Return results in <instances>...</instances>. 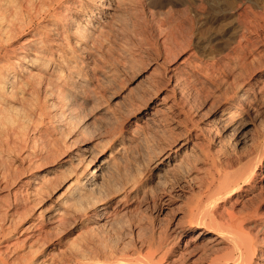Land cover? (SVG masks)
I'll use <instances>...</instances> for the list:
<instances>
[{"label": "rangeland", "instance_id": "rangeland-1", "mask_svg": "<svg viewBox=\"0 0 264 264\" xmlns=\"http://www.w3.org/2000/svg\"><path fill=\"white\" fill-rule=\"evenodd\" d=\"M204 1L107 0L106 3H112L111 9L102 8L103 12L94 17L92 9L97 4L78 9L81 1L69 0L59 8V17L41 22V32L51 27L61 32L60 35L52 32L47 40L49 70L56 66V70L67 72L75 67L76 61L77 69L88 74V79L72 73L58 93L55 88L52 91L47 82L53 78V71H44L42 79L30 80L27 78L30 73L22 71L25 79L20 96L23 101L0 117V136L10 138V145L0 146V215L13 212L11 208L18 203L20 210H24V197L32 194L35 183L41 180H51V183L46 185L42 195L30 194L27 225L37 218V210L43 202H46L44 207L51 204L52 212L63 210L55 200L68 186H64V173L90 172L97 164V157L108 158L110 154L111 164L100 171L95 190L100 198L108 193L115 195V204L104 219L93 216L86 223L78 220L64 233L79 242L85 239L84 233L88 234L91 227L99 237L103 234L115 251L134 252L153 238L166 239L167 243L176 241L172 251H183L186 236L178 237L176 231H183L187 223L183 210L190 195L188 181L192 174L187 170L199 152V143L190 138L188 128L195 126L196 130L204 131L202 138L213 142L214 147L223 137L222 133L211 132L208 125L215 124L228 103L217 90L210 89L208 93L210 87L206 78L218 74L213 64L230 61L234 40L231 32L234 17L221 5L217 14L215 5L211 6L215 1ZM199 3L206 4L205 12L198 10ZM190 5L194 9L189 13ZM86 12L97 41L95 46L81 41L76 31L82 26L80 18ZM31 39V31L25 28L9 43L14 59L20 57L23 66L37 58L40 39ZM254 44L260 58L255 56L254 65L258 68L252 80V98L259 94L258 88L264 86V35L255 38ZM62 47L71 52L72 57L56 65ZM41 101L48 114L46 126L37 128L34 108ZM256 106L250 114H242L239 121L252 122L258 127L263 125L264 106L261 103ZM185 110L186 113L191 111L192 116L185 114ZM66 117L70 118L68 122L64 121ZM243 133L242 140L236 141V135H232L226 138L224 145L230 150L244 148L255 128L250 125ZM54 139L58 141L60 154L47 165H34L36 158L31 161L23 158L29 150L47 157L54 147L50 145ZM86 145H92L89 152L83 151ZM177 147L178 152H173ZM257 186L256 194L264 183ZM256 202H248L246 208L257 206ZM261 202L260 210L264 212V200ZM95 209L90 214H95ZM240 210H244L243 207ZM62 219L63 216L54 219V225L61 230L68 227L61 223ZM15 222L20 227L23 224L21 218ZM194 229L191 237L197 238L201 231L202 240L215 236L210 229L196 226ZM197 254L198 250L190 256Z\"/></svg>", "mask_w": 264, "mask_h": 264}, {"label": "bare ground", "instance_id": "bare-ground-1", "mask_svg": "<svg viewBox=\"0 0 264 264\" xmlns=\"http://www.w3.org/2000/svg\"><path fill=\"white\" fill-rule=\"evenodd\" d=\"M66 1L69 0H0V117L3 112L13 110L23 101V97L20 96L25 79L22 71L30 73L27 77L29 80L32 78L42 79L44 71H53V78L47 82L52 87V91L55 88L58 93L62 92L60 90L63 82L65 84L67 79L71 78L72 73L84 80L88 79V74L77 69L79 65L76 61L75 67H72L73 70L67 72L56 70V66L51 68L52 70H49L48 67L51 59L46 56L47 40L51 37L52 32H57L58 35L61 32L56 27L47 28L41 32L43 27L41 22L47 18L59 17V8ZM80 1L78 9L90 8L92 4H97L92 9L94 17H98L103 12L102 8L111 9L112 5V3H106L107 0ZM208 1L204 2L208 3ZM212 1L213 3L215 1L211 6L215 5L214 10L217 14H220L218 8L221 5V7H225L223 8L225 12L227 10L234 17L232 18L231 31L234 40L232 41L230 61L213 64L212 67L218 74L206 78L209 84L207 87H210L209 90L207 89L208 93H210V89L217 90L222 93L225 103L228 105L221 112V116L217 117L215 124L208 125L211 132L223 135L220 140H217L215 147L213 142L202 138L204 131L196 130L195 126L188 128L190 138H195L199 143V152L187 170L190 174L192 172L190 182L188 181L189 199L186 198L185 206L183 204V218L187 223L182 229L183 231H176L178 237L186 236L183 251L175 253L172 249L176 241L167 243L166 239L161 238H159L160 240L151 238L152 240L148 244L136 248L134 252L115 251L106 243L105 237H102L103 234L99 237L98 232L92 231L91 227L87 230L88 234L84 233L85 239H80L83 242L74 241L69 234L64 233L67 229L72 228L73 223L75 225L78 220L86 223L93 216L96 217L95 219H104L110 212L109 209L115 204V195L108 193L104 195V198H100L97 196L98 191L95 190L100 171L109 168L111 164L109 154L108 158L97 157V164L90 172L64 173V186H68L55 200L56 204H61L64 207L63 210L57 209L52 212L51 204L44 207L46 202H43L37 210V218L27 225L29 222L27 211L31 195H42L51 180H41L35 183L36 185L31 191L32 194L24 197V210H20L18 202L12 208L9 203V208L13 209V212L6 211L0 215V264H264V212H261L262 204H259L264 200V186L261 187L258 194L255 193L257 185L264 183V124L258 127L252 122L239 121L242 114H250L258 103L264 106V86L261 89L258 88L259 96L254 95L252 98L251 95L252 80L255 79V71L258 68L256 64L254 65L255 60L257 61L254 39L264 35V0ZM203 5L206 4L203 3ZM204 6L200 4L197 8L199 11L205 12L206 7ZM191 7L189 13L194 9L193 6ZM188 15L191 16V14ZM80 19L83 23L76 29L77 34L81 41L90 42L95 46L97 41L88 24L89 13L86 12V15ZM25 28L29 29V32L31 31V40L40 39V42L38 43L37 58L23 66L20 57L14 59L15 55L9 43ZM60 45L64 46L62 43ZM59 53L56 65H61L63 60L72 57V53L66 51L64 47ZM240 92L241 94H239ZM237 98L239 106L236 105ZM41 102H37L34 108L37 115L35 121L37 128L46 126L45 117L48 114L46 105ZM190 112L186 113L185 110V114L192 116ZM69 120V117L64 118L65 122ZM250 125L255 128V133L244 148L230 150L224 145L226 138L232 135H236L234 140H242L244 130ZM6 137L4 139L3 135L0 136L1 147L10 145L9 135ZM57 142V139L51 140L50 145H54V147L47 157L43 158L37 151L29 150L24 153L23 158L27 161L36 158L33 161L34 165H47L60 154ZM91 147L92 145H86L83 151L89 152ZM34 148L36 150V147ZM178 149V147L175 148L173 152L177 153ZM39 161L42 162L39 163ZM250 195L259 201L256 202L255 198ZM248 202H256L257 206L248 209L246 208ZM97 205L101 208L95 209ZM240 207L241 209L243 207L244 210H240ZM94 209L96 210L95 214H90ZM57 216H63L60 221L68 225L66 229L61 230L57 227L58 225H54V219ZM17 218L23 220L21 227L19 223L15 222ZM50 225L52 226L49 227ZM194 226L210 229L215 233V236L206 241L202 240L203 232L201 231L197 238L191 237L195 230ZM111 246L114 245L111 244ZM197 250L196 256H190Z\"/></svg>", "mask_w": 264, "mask_h": 264}]
</instances>
